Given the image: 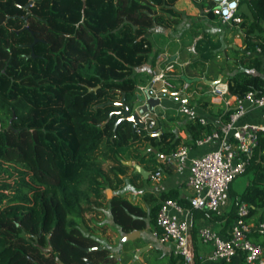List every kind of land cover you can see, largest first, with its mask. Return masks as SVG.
I'll return each mask as SVG.
<instances>
[{
  "label": "trees",
  "instance_id": "1",
  "mask_svg": "<svg viewBox=\"0 0 264 264\" xmlns=\"http://www.w3.org/2000/svg\"><path fill=\"white\" fill-rule=\"evenodd\" d=\"M29 1L0 0V36L2 19L18 18L13 13L27 11ZM37 1H50L49 12L64 29L54 32L56 53L49 71L53 83L38 85L25 72L27 64L20 56L11 58L13 63L8 67L12 72L0 71V264H60L59 260L65 264H101L110 259L107 248L81 224L85 226L84 210L92 206V200L105 198L107 181L102 163L111 158L119 160V152L136 141H146L147 146L166 155L181 143L194 147L197 138L213 129L221 131V127L208 120L201 123L193 116L185 123L188 136L181 138L172 130L160 135L143 129L138 133L129 119H119L124 107L121 99L132 110L142 98L137 85L152 74L142 67L157 56L152 51L149 29L160 14L175 16L179 0ZM241 2L246 3L238 25L244 50L233 45L230 52L214 50L217 42L211 44L204 38L195 44L208 60L206 65L202 62L200 74L216 79L222 73L230 93L238 96L248 90L259 94L264 88V0ZM204 4L208 3L202 0ZM205 45H209L206 51L201 49ZM257 46L262 51H256ZM252 51L255 54H250ZM184 79L178 74L173 83L181 80L182 84ZM198 102L219 115L223 123L232 111L230 106L214 108L209 101ZM135 152L140 157L145 155L138 147ZM146 153L151 155V164L153 152ZM245 171H250L248 182L239 193L232 194L225 212L219 215L209 209L199 210L212 212V218L232 227L237 206L246 202L250 207L245 219L264 220V133ZM174 196L175 190L160 194L161 199ZM143 198L149 203L147 211L125 198L109 199L112 221L121 231L147 223L156 226L161 200L158 202L148 191ZM177 200L191 211L197 209L189 200ZM198 229L193 232L195 240ZM249 236L262 246L264 255V233L251 231ZM98 244L103 247L85 249ZM195 244L194 264L244 262L237 256L230 261H203ZM46 245L51 250L44 251ZM179 263L180 257L173 255L166 264Z\"/></svg>",
  "mask_w": 264,
  "mask_h": 264
},
{
  "label": "crops",
  "instance_id": "2",
  "mask_svg": "<svg viewBox=\"0 0 264 264\" xmlns=\"http://www.w3.org/2000/svg\"><path fill=\"white\" fill-rule=\"evenodd\" d=\"M188 2L192 5V8L185 6L181 7L176 3L174 8L175 16L166 14L165 22L156 21L151 26L152 34H150L152 37L154 35V48L152 51L153 53L156 52L157 56L154 62L152 61V57H150L151 60L149 59L142 66L146 73H152L160 69L166 62L162 61L168 57L165 55H167L169 50H172L173 54L170 56V60H174L175 62L173 66L174 71L169 72L168 76L176 77L178 74H181L185 77L184 81L189 82V86L182 91V93H186V101L178 108H166V110H160L163 108L158 106L157 108L159 112L161 111L162 120L156 121L158 124L157 128L152 127L149 131L153 133L158 131L160 135L162 131L172 130L181 138H186L188 136L185 129V123L193 116H198L199 118L203 117L206 121H212L214 126L217 127L223 125L220 116L210 113L207 106L198 102L199 99L203 102L209 101L210 104L214 105V108L216 106H226L223 102L219 103L211 100L212 93L210 91V80L212 79H205L203 74H200L202 62L203 65H206L208 60L203 58L200 54V49H196V41L201 38L209 40L211 44L216 41L218 44H214V46L216 45L214 50H222L223 52L225 50L230 52V45H233V47L237 49L240 48L241 50H244L245 46L238 25L221 23L215 15L210 16L204 14L201 10L202 5L200 0H188ZM239 9L240 12L246 9V3L240 2ZM190 17H195L197 20L192 24L190 20L189 23H187L186 20ZM216 26H224L229 29L225 30L222 34L215 31H206L207 27L215 29ZM208 46L209 45H205V47L201 49L206 51ZM250 54H255V51L250 52ZM219 77L223 80L222 73L218 74L216 78ZM148 79L149 77L139 84L147 82ZM172 90L178 91L179 89L175 88ZM143 100L144 99L141 98L136 101L132 110H135ZM229 106L233 108L234 105L231 104ZM258 118L259 110L252 108L242 117V121H256ZM219 143V139L213 138L202 145L190 147L186 154L173 158L169 154L166 155L159 152L155 147L147 146L146 141H136L130 143L128 149L126 148L124 151L119 152V160L111 158L106 159L102 163L107 181V185L104 188L105 198L93 199L91 203L92 206L84 210V218L88 217L90 220V222L85 223L84 229L85 232H89L95 237H99L100 235L103 237L104 240L102 239L101 242L103 246L107 248V253L110 256V259L105 262L106 264H112V262H117L118 264H134L136 260L143 261V252L153 249L157 250L159 253L158 260L155 264H166L173 255H176L173 249V242L170 240L164 242L160 241L153 233L157 227L151 225V223H147L142 228H137L139 229L140 234L138 236L136 235L134 239L123 240L122 237L124 232L127 231H121L119 226L112 221L109 199L113 197L125 198L130 201L131 199L128 194H131L130 192H132L136 199L130 202L138 205L145 211L149 209V203L143 198V194L147 191L151 192L158 202L161 200L160 194L169 190H175L174 199L188 200V197L192 192L191 186L188 183L191 171L190 158L216 147ZM135 147L140 148L143 153H145L144 157H140L139 153L135 152ZM147 150L153 152L152 157L154 158V162L151 164L149 161L151 155L150 153H146ZM132 162H136L145 169L150 170V173H152L154 171L153 168L156 167L157 170L161 171V176L156 180L151 179L150 174L148 177H145L134 169ZM108 189L110 191H108ZM229 205L230 204L228 203L221 209V212L217 214L220 215L225 212ZM206 212V210L199 209L191 211L192 240L194 250L196 247L195 243L197 242L199 256L209 252L212 248V244L201 240L198 235L197 240H195L193 237L194 230H197L200 226H208L222 235H227L231 229V224L230 226H226L224 221L212 218L210 215L213 214L212 212ZM104 215H106V217ZM103 220H107L108 225H100L101 222H104ZM115 238L120 239L118 245L113 243ZM128 241H131L132 247L130 248H128ZM140 247H143V250L135 257L134 250ZM112 258H114L115 261H111ZM236 260H238V258ZM143 264L150 263L143 261Z\"/></svg>",
  "mask_w": 264,
  "mask_h": 264
},
{
  "label": "built area",
  "instance_id": "3",
  "mask_svg": "<svg viewBox=\"0 0 264 264\" xmlns=\"http://www.w3.org/2000/svg\"><path fill=\"white\" fill-rule=\"evenodd\" d=\"M202 1V0H200ZM208 4L201 6L204 14H213L221 22L239 25L242 15L239 9L241 0H204ZM256 51H262L257 46ZM174 60H167L164 65L152 72L148 81L138 84V92L145 101L146 97L164 95L180 100L184 89L189 86L188 81L178 91H173L172 83L168 80V73L174 71ZM264 76V57L262 59ZM211 100L223 102L226 106L233 104L229 118L221 126V131L213 129L209 134L195 140L196 145H202L216 138L220 143L209 150L190 158V175L188 183L192 192L188 197L193 208L209 209L220 213L229 203V185L232 179L245 171L249 158L258 144L259 137L264 133V88L256 94L253 90L246 91L242 96L232 94L225 80L210 83ZM155 107H149L139 113L142 125H136L135 130L140 133L143 128H151L156 119L153 114L159 113ZM252 108L259 110L256 121H242V117ZM201 123L206 122L203 117ZM190 146L179 144L169 155L180 157L188 152ZM160 170L150 173L151 179H158ZM250 204L241 202L237 206V217L234 219L229 234L222 235L218 231L200 226L199 236L205 242H210L212 248L200 256L203 261H230L236 256L243 259L242 264H264L262 246L254 242L249 233L258 231L264 233V220H246ZM191 209L182 205L174 198H163L156 216L157 229L153 231L160 241H172L174 253L180 257L179 264H194L195 250L191 232Z\"/></svg>",
  "mask_w": 264,
  "mask_h": 264
},
{
  "label": "rangeland",
  "instance_id": "4",
  "mask_svg": "<svg viewBox=\"0 0 264 264\" xmlns=\"http://www.w3.org/2000/svg\"><path fill=\"white\" fill-rule=\"evenodd\" d=\"M40 4L41 3L38 2L37 0L36 1L31 0L29 3L26 4V7L28 8L27 11L13 13L18 15L19 16L18 18L6 17L2 19L4 27L2 28L3 33L0 36V71L4 72L5 70L8 72H12L13 71L11 69L12 67L11 66L8 67L10 63L11 64L13 63L11 61V58L20 56L22 61L27 64V68L25 72L32 75L34 77V80L37 81L38 85L44 84V86H47V84H49L50 82L52 83L54 82V79L49 75V71L53 63L52 60L54 54L56 53L55 52L56 45H55V41L53 40L54 32L63 30L64 28L56 24L55 15L49 12L50 1L41 5ZM177 4L178 6L181 7L185 6L192 8V5L188 2V0L179 1ZM186 10H190V9H186ZM16 15L15 17H17ZM159 16L160 17H158L159 19L158 22L166 21L165 15L160 14ZM189 20L192 24L197 19H195V17L194 18L190 17L186 20L187 23H189ZM25 25L27 26V28L24 27ZM28 28L34 30V32H37L35 33L36 37L38 38L36 41L33 40V36L32 34H30ZM227 29L229 28H226L224 26H216L215 29L207 27L206 31L208 32L215 31L222 34ZM148 33H151V28L149 29ZM153 37L152 36L150 37L152 48H154ZM172 54H173L172 50H169V52H167V55H165L168 57H166L162 62L170 60V56ZM167 78L172 83V85L174 84L171 87V89H175L176 86H178L177 89L182 87L184 80L182 84L180 80L179 83L176 85L175 83H173L175 77L168 76ZM153 116L156 119V121L162 120L161 111L157 114H153ZM149 129L150 128H143V131L149 132ZM249 177H250V171H243L237 174L232 179L229 185V201L232 199L233 196L232 194L239 193L243 189L245 184L248 182ZM130 193L131 194H128V196H130L129 198L131 199L130 201H134L136 197L133 196L132 192ZM104 216L106 217V215ZM103 221L104 222L103 223L101 222L100 225L101 224L104 225L108 223L107 220H103ZM84 222L85 223L90 222L88 217L87 218L85 217ZM81 226L82 229L85 231L84 224H81ZM97 238H99L101 241L103 239L101 235ZM119 240H120L119 238L118 239L115 238L113 240V243L118 245ZM127 244H128V248L132 247L131 241H128ZM50 249L51 248H48L47 245L44 247V251H49ZM97 257L99 258V260L102 259L99 256H96V258ZM142 257H143V261H146L147 263L150 264H155L156 261L158 260L159 253L157 252V250L154 249L147 250L143 252ZM143 261L136 260L134 264H143ZM101 264H106V263L101 261ZM112 264H118V263L112 262Z\"/></svg>",
  "mask_w": 264,
  "mask_h": 264
},
{
  "label": "water",
  "instance_id": "5",
  "mask_svg": "<svg viewBox=\"0 0 264 264\" xmlns=\"http://www.w3.org/2000/svg\"><path fill=\"white\" fill-rule=\"evenodd\" d=\"M31 1V0H30ZM29 1V2H30ZM221 80V77L216 78V79H212L210 80V82L216 83L218 81ZM140 100V99H138ZM137 100V101H138ZM186 101V93H182V99L180 100H174L172 97L164 95L161 97H156V96H147L145 101H143L142 103H140L138 105V107L135 110H130V108L125 104L124 99H121V103L124 104L123 109H121L122 111V116L119 119H129L132 122V129L135 130V126L136 125H142V122L139 120V113L145 112L149 107H155V106H159L162 108H178L183 102ZM152 134H157L159 135V132H155ZM155 150V149H154ZM132 165L134 167L135 170H137L138 172H140L143 176L148 177L150 174V170L145 169L143 166L139 165L136 162H132ZM108 191H110L108 189ZM108 195V193H107ZM139 229L135 228L132 229L130 231L124 232V235L122 237L123 240H132L135 238V236L139 235ZM101 247L100 245H95V246H88L85 247V249L90 250V249H94V248H98ZM48 248H50V245H48ZM143 250V247L137 248L134 250V256H138L139 253ZM60 264H65L62 260H59Z\"/></svg>",
  "mask_w": 264,
  "mask_h": 264
},
{
  "label": "flooded vegetation",
  "instance_id": "6",
  "mask_svg": "<svg viewBox=\"0 0 264 264\" xmlns=\"http://www.w3.org/2000/svg\"><path fill=\"white\" fill-rule=\"evenodd\" d=\"M25 28H27V26L25 25L24 26ZM29 29V28H28ZM29 32H30V34H32V36H33V40L34 41H36L38 38L36 37V35H35V32H34V30H32V29H29ZM87 234H91V233H89V232H86ZM98 245H100V244H98ZM95 246V245H94ZM101 247H98V248H102L103 246L102 245H100ZM50 248H51V246H50ZM51 250V249H50ZM106 255H109L108 253H107V251H106ZM105 256V255H104ZM91 262V261H90ZM93 264H96V263H93Z\"/></svg>",
  "mask_w": 264,
  "mask_h": 264
}]
</instances>
